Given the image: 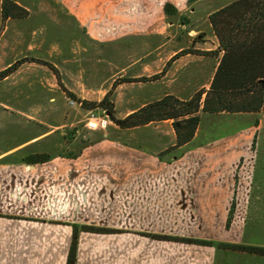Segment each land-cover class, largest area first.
I'll return each mask as SVG.
<instances>
[{
	"label": "rangeland",
	"instance_id": "1",
	"mask_svg": "<svg viewBox=\"0 0 264 264\" xmlns=\"http://www.w3.org/2000/svg\"><path fill=\"white\" fill-rule=\"evenodd\" d=\"M1 1L0 72L9 71L0 75V164L30 165L53 155H70L100 132L142 147L150 145L138 139L160 132L161 142L169 145L173 139L169 121L121 128L100 101L110 103L113 115L121 119L142 101L162 97L158 95L164 90L160 83L164 71L187 53V58H197L202 64L197 90L191 96L207 90L222 53L209 14L230 0H8L6 18L1 15ZM199 81L204 85L199 87ZM91 114H106V127L87 129L85 122ZM261 115L264 110L199 111L195 132L200 136L191 144L204 136L219 137L247 128ZM4 172L0 174V216L26 214L56 221L47 214L46 191L37 199V190L31 193L35 181L27 180L24 186L22 180L10 179ZM71 225L77 244L85 245L82 250L76 246L75 264L116 263L114 246L100 252L93 234L116 233L117 229L79 221ZM82 231L85 234L79 236ZM33 256L0 251V264H50L46 257L40 261Z\"/></svg>",
	"mask_w": 264,
	"mask_h": 264
},
{
	"label": "crops",
	"instance_id": "2",
	"mask_svg": "<svg viewBox=\"0 0 264 264\" xmlns=\"http://www.w3.org/2000/svg\"><path fill=\"white\" fill-rule=\"evenodd\" d=\"M187 54L176 57L164 71V90L158 96L186 98L197 90L202 64ZM203 85L199 81V87ZM165 121L171 125L170 119L147 125ZM198 133L176 146L174 131L169 145L157 132L138 139L150 145L142 147L100 132L70 155L57 154L30 165L0 164V174L8 172L24 186L27 180L35 181L31 193L37 190V199L46 191L47 214L57 221L26 214L0 216V251L30 252L36 260L46 257L50 264H64L71 224L79 221L119 231L93 234L100 252L114 246L115 264H264L263 254L221 245L264 247V116L247 128L204 136L192 145ZM61 219L72 223L62 224ZM77 245L80 250L85 246Z\"/></svg>",
	"mask_w": 264,
	"mask_h": 264
},
{
	"label": "trees",
	"instance_id": "3",
	"mask_svg": "<svg viewBox=\"0 0 264 264\" xmlns=\"http://www.w3.org/2000/svg\"><path fill=\"white\" fill-rule=\"evenodd\" d=\"M8 0L1 1V15L9 16ZM209 23L222 51L209 88L189 98L173 94L148 102L119 119L110 103L100 101L111 120L121 128H132L152 121L171 120L175 145L190 141L199 124V111L237 113L264 110V0H230L209 14ZM7 70L0 72L5 76ZM204 97L202 98V94ZM105 99V97H104ZM48 158L42 159L44 161ZM156 238L166 236L152 235ZM192 243H207L183 237H169ZM222 246L264 255V247L221 243ZM77 232L72 230L64 264H75Z\"/></svg>",
	"mask_w": 264,
	"mask_h": 264
},
{
	"label": "built area",
	"instance_id": "4",
	"mask_svg": "<svg viewBox=\"0 0 264 264\" xmlns=\"http://www.w3.org/2000/svg\"><path fill=\"white\" fill-rule=\"evenodd\" d=\"M108 122L109 120L106 114L104 116H95L91 114L85 122V126L89 130H96L105 128Z\"/></svg>",
	"mask_w": 264,
	"mask_h": 264
}]
</instances>
